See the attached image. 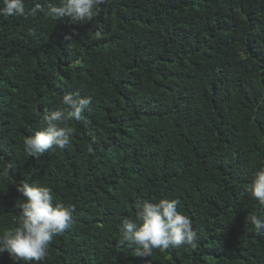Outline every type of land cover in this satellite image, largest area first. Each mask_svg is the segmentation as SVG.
<instances>
[{"label": "trees", "instance_id": "16d2710c", "mask_svg": "<svg viewBox=\"0 0 264 264\" xmlns=\"http://www.w3.org/2000/svg\"><path fill=\"white\" fill-rule=\"evenodd\" d=\"M69 92L92 98L88 124L28 156L24 138ZM262 161L264 0H107L81 24L0 17V232L17 224L21 180L75 205L42 264H264L247 220L264 209L245 191ZM162 197L181 201L196 247L137 255L120 221Z\"/></svg>", "mask_w": 264, "mask_h": 264}, {"label": "clouds", "instance_id": "9594fccd", "mask_svg": "<svg viewBox=\"0 0 264 264\" xmlns=\"http://www.w3.org/2000/svg\"><path fill=\"white\" fill-rule=\"evenodd\" d=\"M105 3L107 0H59L45 10L40 3L26 9L25 0H0V17H35L46 11L50 18L67 17L74 24H81L92 20ZM100 36V32L95 34L96 39ZM91 103L90 96L79 92L64 94L60 107L43 115L45 126L24 138L28 156L69 147L75 131L69 122L87 125L85 113ZM91 142L96 143L95 138ZM10 167L9 164L3 169V175L9 174ZM15 189L22 196L16 203L18 221L0 232V253L6 252L14 264H42L53 238L74 226L75 205L54 202L53 190L42 184L21 180ZM245 191L264 209V161L254 171ZM180 203L178 198L168 197L156 201L139 199L134 214L120 221V244L143 256H150L155 249L195 248L198 234L190 218L179 210ZM247 220L258 235H264V216L251 215Z\"/></svg>", "mask_w": 264, "mask_h": 264}]
</instances>
